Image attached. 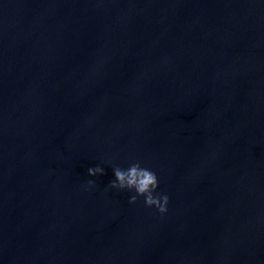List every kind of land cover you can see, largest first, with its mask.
<instances>
[{
    "label": "water",
    "instance_id": "obj_1",
    "mask_svg": "<svg viewBox=\"0 0 264 264\" xmlns=\"http://www.w3.org/2000/svg\"><path fill=\"white\" fill-rule=\"evenodd\" d=\"M0 264H264V0H0Z\"/></svg>",
    "mask_w": 264,
    "mask_h": 264
},
{
    "label": "clouds",
    "instance_id": "obj_2",
    "mask_svg": "<svg viewBox=\"0 0 264 264\" xmlns=\"http://www.w3.org/2000/svg\"><path fill=\"white\" fill-rule=\"evenodd\" d=\"M113 172L114 179L110 181L109 187L118 191H134L135 195L129 198L130 204H135L139 197H143L147 207H155L162 215L167 212L169 197L167 194L156 192L159 181L155 172L142 167L139 161L133 162L127 169L113 166ZM103 174L104 169L99 165L88 169L89 176ZM87 185L89 188L95 187V181L88 180Z\"/></svg>",
    "mask_w": 264,
    "mask_h": 264
}]
</instances>
